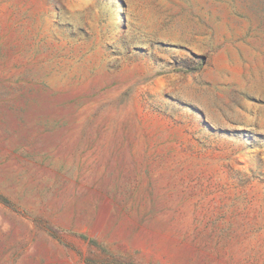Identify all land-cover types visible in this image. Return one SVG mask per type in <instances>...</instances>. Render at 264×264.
I'll return each instance as SVG.
<instances>
[{
	"label": "rangeland",
	"instance_id": "374dc122",
	"mask_svg": "<svg viewBox=\"0 0 264 264\" xmlns=\"http://www.w3.org/2000/svg\"><path fill=\"white\" fill-rule=\"evenodd\" d=\"M0 264H264V0H0Z\"/></svg>",
	"mask_w": 264,
	"mask_h": 264
}]
</instances>
